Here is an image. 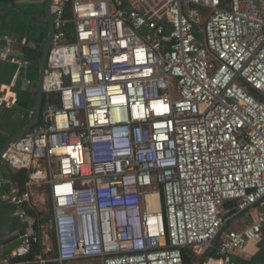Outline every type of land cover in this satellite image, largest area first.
Returning <instances> with one entry per match:
<instances>
[{"label":"built area","instance_id":"built-area-1","mask_svg":"<svg viewBox=\"0 0 264 264\" xmlns=\"http://www.w3.org/2000/svg\"><path fill=\"white\" fill-rule=\"evenodd\" d=\"M51 12L53 97L1 157L28 179L1 197L24 228L0 264H182L217 239L204 264H233L262 243L264 0H51ZM15 102L0 94V109ZM41 182L54 258L27 213Z\"/></svg>","mask_w":264,"mask_h":264},{"label":"crops","instance_id":"crops-1","mask_svg":"<svg viewBox=\"0 0 264 264\" xmlns=\"http://www.w3.org/2000/svg\"><path fill=\"white\" fill-rule=\"evenodd\" d=\"M31 0H7L6 5H0V16L2 17V21H0V53L6 54L5 51H9L4 59H0V79L1 78H7L8 73L4 70V67L2 66V63L11 62L17 65L16 71L14 75L12 76L10 82H2L0 80V94H3L6 97H13L16 99V104H19V97H18V91L17 89L21 90L27 97L26 101H24L23 108L24 112H22L21 117H28V121L32 115L33 106L30 105V99L34 98L35 103V84L34 81H32V85L27 84L26 80L29 79L26 77V69L30 66V61L28 59H24L22 48L24 46H28L31 49H37V38L33 37L34 34L31 36L30 39H28L26 32V27L24 24H22V21H19V14L21 12L19 9L16 10L15 6L22 5L24 3H27ZM36 3H41L38 0H33ZM12 4V6H11ZM15 10L12 11L14 15H12V19L14 23L11 24L10 17L6 16V13H9V8ZM20 7V6H19ZM18 7V8H19ZM30 16L31 13H28ZM32 22L36 28L38 29L39 33H41V29L43 27L45 18L44 16H34L32 15ZM3 35H2V34ZM24 61H29V64L26 65V67L23 66ZM13 106V107H14ZM12 107V108H13ZM11 108V109H12ZM27 121V122H28ZM12 173V169L7 165L6 162L0 161V257L8 254L11 252H7V248L9 244L15 243V246L18 243V232L22 231L24 225L13 215L12 208L7 205L6 203L1 201V197L7 192L8 188L14 185L12 182L8 183L5 180H10L8 175ZM239 218V217H238ZM233 221V220H232ZM230 222V228H234L236 226L241 225V223L244 221L242 220L238 224H234L233 222ZM232 225H234L232 227ZM14 246V247H15ZM259 245L255 244L254 242H249L245 249L240 252V257H243L244 259H249L253 255H255L259 250ZM25 264H32V263H25Z\"/></svg>","mask_w":264,"mask_h":264},{"label":"trees","instance_id":"trees-1","mask_svg":"<svg viewBox=\"0 0 264 264\" xmlns=\"http://www.w3.org/2000/svg\"><path fill=\"white\" fill-rule=\"evenodd\" d=\"M227 1V0H225ZM14 7L16 8V10L18 9L17 6L14 5ZM12 11H15L12 9ZM44 13V11H43ZM12 15H14V13H6L7 17H10V21L11 24L14 23L13 19H12ZM68 17H70V13L68 12ZM44 27H46V29H44ZM27 29V28H26ZM27 34V38L30 39L32 34L29 31V29H27V31H24ZM47 36V24L44 22L43 27L41 29V33L37 38V49H31L28 46H24L22 48V52H23V58L24 59H28L30 61V66L26 69V77L29 78L30 80L34 81L35 78L37 77V72H38V62H39V57H40V51L42 48V43L45 40ZM2 66L4 67V70L8 73L7 78H1L0 80L2 82H10L12 76L14 75L17 65L11 62H7V63H2ZM18 91V97H19V104H16L12 109H0V146L10 137L14 134V132L23 127L27 121H28V117H21L22 112H24V106H23V102L26 101L27 97L21 90L17 89ZM255 94V91L252 90ZM53 97V94L48 95L45 94L43 95V99H42V109L45 107L46 102L48 97ZM34 104V98L32 97L30 99V105L31 107ZM9 178L11 179V182L16 185L20 191H24L25 190V184L26 181L28 179V171L25 169H21L19 171L16 172H12L10 175H8ZM226 208H232L235 206L234 202L231 201H226L225 205ZM27 213L29 214L30 217L39 219L41 224H48L49 222H51V218H52V203H51V199H49L48 201V207H47V211H43L41 209L38 208H27ZM244 214H241L240 216H242ZM230 222L228 223V225L225 227V230H227L228 228H230ZM37 232L40 235L41 238V231L40 229L36 228ZM52 238L53 240L55 239L54 237V232H52ZM55 241V240H54ZM217 245H218V239L214 242V245L212 248H210L205 254L197 256L195 255L192 250L190 248H184L182 250V264H204L209 258H217L216 256V250H217ZM259 250L258 252L253 255L252 257H250L249 259H244L243 257H240L239 255H234L232 260H233V264H263L264 263V241L262 243L259 244ZM43 248L41 241L38 243H35L32 247L31 250V256L33 257L36 253H38L39 251H41V249ZM45 257H56V251H55V247H54V251H49L47 253L44 254ZM54 264H58L57 262H55Z\"/></svg>","mask_w":264,"mask_h":264},{"label":"rangeland","instance_id":"rangeland-1","mask_svg":"<svg viewBox=\"0 0 264 264\" xmlns=\"http://www.w3.org/2000/svg\"><path fill=\"white\" fill-rule=\"evenodd\" d=\"M6 1L7 0H0V5L5 6ZM15 1H18V0H15ZM11 6H12V4H11ZM19 6H18L19 8L17 7L19 9V11L21 12V14L18 15L19 21H22V24H24L25 27L27 29H29V31L31 32L32 35L34 34L33 37H38L40 35V33H39L38 29L36 28L37 26H35L33 23H31L32 18H33L32 15L43 16V11H44L43 3H36L33 0H31L27 3H24V4L19 5ZM9 11H10L9 13H12L11 7L9 8ZM28 13H31L32 15L30 16ZM2 20L3 19L0 16V21H2ZM44 29H46V27H44ZM197 34L200 38L204 37V32H203L202 26H200V29L197 32ZM37 76H38V72H37ZM36 80H37V77L34 80V84H36ZM241 84L254 94L252 89L247 84H245L244 82H242ZM34 194H35V196H37V199H38V204H39L38 208L43 210V211H47L48 201H49V199H51L50 194H49L48 184L46 182H41L40 185L35 186ZM248 217L251 218V215H249V216L242 215L241 217L234 219L232 222L234 224H238L242 220H244V221L247 220ZM233 226L234 225H232V227ZM42 230H43L42 238H44L46 245L50 247V249H51L50 251H54V247H55V241L54 240L55 239L53 240V238H52L53 227L51 225V222H49L48 224H43ZM14 246H15V243H12V244L10 243L8 248H7V252H9L11 249H13ZM70 264H89V263L87 261H79L78 263L73 262ZM212 264H214V263H212Z\"/></svg>","mask_w":264,"mask_h":264},{"label":"water","instance_id":"water-1","mask_svg":"<svg viewBox=\"0 0 264 264\" xmlns=\"http://www.w3.org/2000/svg\"><path fill=\"white\" fill-rule=\"evenodd\" d=\"M44 5V13L43 16L45 18V23L47 24V36L42 43V48L40 51L39 62L37 65L38 68V76L35 84V103L32 111V115L29 121L21 128L17 129L12 136H10L0 147V161L2 154L9 148V146L14 143L16 140L21 138L24 134L29 132L40 119V114L42 110V99H43V80L45 74V63L48 51L50 49L52 38L54 34L53 28V16L51 12V0H43ZM30 255L25 256L23 259L30 260ZM17 261L19 259H16Z\"/></svg>","mask_w":264,"mask_h":264},{"label":"bare ground","instance_id":"bare-ground-1","mask_svg":"<svg viewBox=\"0 0 264 264\" xmlns=\"http://www.w3.org/2000/svg\"><path fill=\"white\" fill-rule=\"evenodd\" d=\"M214 264H219V262H214Z\"/></svg>","mask_w":264,"mask_h":264}]
</instances>
